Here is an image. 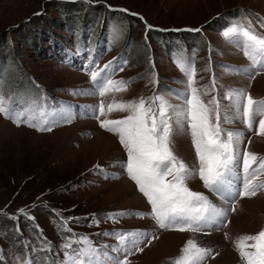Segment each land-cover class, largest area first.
<instances>
[{
	"label": "rangeland",
	"instance_id": "374dc122",
	"mask_svg": "<svg viewBox=\"0 0 264 264\" xmlns=\"http://www.w3.org/2000/svg\"><path fill=\"white\" fill-rule=\"evenodd\" d=\"M245 17L264 33L257 25V19L264 17V0H0V73L5 62L2 57L9 58L39 87L35 92L31 84L26 90L22 81L21 90L15 89L16 108L36 101L49 110L68 108L74 116L71 123L60 122L52 131L41 132L25 124L17 126L0 115V216L18 218L19 227L26 225L25 216L33 217L36 233L27 228L19 233L28 239L37 236L50 242L60 264L64 259V236L68 235L62 231L61 217L76 218L69 227L101 248L116 244L114 235L104 233L151 228L142 231L148 238H157L150 244L145 238L143 251L129 257L131 264H172L189 239L203 246L198 239L202 231L157 229L151 216L133 214L149 213L151 207L127 176V153L118 136L100 127V119H122L128 112L106 110V117L97 119L96 106L101 99L107 105L113 99L131 101L155 95L180 105L182 101L173 94L186 88V77L175 63L179 58L194 61L199 87L210 86L214 75L221 97L226 89H245L254 98H264V71L250 79L243 72L225 70L249 64L243 53L221 35L231 24L244 23ZM41 21L47 29L38 24ZM197 28L200 31L184 30ZM58 39L76 55L60 58L56 54L60 51ZM209 60L211 71H207ZM109 61H113L109 71L114 80L131 81L127 91L111 92L103 98L83 94L95 92L89 69L102 68ZM121 67L123 71H119ZM242 74L245 76L240 82ZM3 91L0 82V95ZM216 94L203 98L208 100ZM221 103L228 101L222 98ZM235 126L223 124L224 128L239 130ZM241 126L245 132L242 147L248 146L251 138L249 149L264 155V137ZM101 136L104 138L99 143ZM173 151L189 167H198L186 131L175 130ZM242 180L241 171L237 190ZM121 181L130 185L144 209L128 206L129 197L119 194ZM257 182H264V175ZM188 186L205 195L210 193L198 176L189 179ZM233 202L235 211L231 210ZM226 203V216L218 220L226 247L203 246L212 250L203 264H242L234 241L264 228V190L251 198L237 197L233 201L230 197ZM122 211L129 214L116 221L108 218ZM168 237V250L158 248ZM0 245L6 261L15 251L4 240L3 232Z\"/></svg>",
	"mask_w": 264,
	"mask_h": 264
},
{
	"label": "snow or ice",
	"instance_id": "6c2138e0",
	"mask_svg": "<svg viewBox=\"0 0 264 264\" xmlns=\"http://www.w3.org/2000/svg\"><path fill=\"white\" fill-rule=\"evenodd\" d=\"M257 25L264 29V17L257 19ZM184 30L200 31L198 28ZM221 35L249 61L247 67L226 68V71L243 72L250 79L264 71V33L257 31V26L247 17L244 23L228 26ZM175 63L186 77L185 91L173 93L182 101L180 105L169 103L161 95L131 101L113 99L107 105L101 99L96 106V118L106 117V110L107 113L128 112L122 119H100V127L118 136L127 153L124 165L127 176L151 207L149 213L133 214L141 218L151 216L160 229L195 233L225 217L226 211L217 207L204 193L193 191L188 186L192 177L198 176L209 192L225 200L230 197L233 201L237 197L251 198L264 190V182H257L264 175V155L249 149L251 138L248 146L242 147L245 139L243 130L223 127L225 123L240 121L247 131L255 130V135L264 137V98H254L245 89H226L221 97L214 75L210 86L199 87L194 61L179 58ZM112 64L113 61H109L102 68L89 69L95 92L83 94L103 98L111 92L127 91L131 81L114 80L109 71ZM207 71H211V60ZM213 92L217 94L211 95L208 100L203 98ZM222 98L228 103H221ZM0 115L11 119L17 126L25 124L41 132H50L58 123H71L74 118L68 108L49 110L36 101L17 110L12 100L3 95H0ZM177 128L190 135L198 167H189L173 151V136ZM241 171L242 185L237 190L235 181ZM235 208L233 202L231 210L235 211ZM19 211L27 215L23 209ZM128 214L122 211L109 214L108 218L116 221L117 217ZM60 219L62 231L68 233L64 236V259L61 264H131L129 257L142 252L141 244L148 238V234L140 229L104 233L114 235L116 244L101 248L87 235H77L69 227V222L76 218ZM156 238H148V244ZM234 246L242 264H264V228L253 234L241 235L234 241ZM43 250H50V242L44 244ZM211 255L210 248L189 239L172 264H203ZM21 264L30 262L22 261Z\"/></svg>",
	"mask_w": 264,
	"mask_h": 264
},
{
	"label": "trees",
	"instance_id": "16d2710c",
	"mask_svg": "<svg viewBox=\"0 0 264 264\" xmlns=\"http://www.w3.org/2000/svg\"><path fill=\"white\" fill-rule=\"evenodd\" d=\"M38 24L41 27L45 28L44 21H41L40 23L38 22ZM58 42L60 51L56 50V54H58L60 58L67 59L68 56H70L71 54L69 51V45L62 42V40H59ZM2 58L5 61L3 66L1 67L0 73V75L2 74L0 79L1 87H4L2 95L6 98H10L13 102L14 107H16L14 100L16 98L17 92H15V89L20 88L21 90L20 83L22 81L24 82V87L26 88V90H30L31 84L34 85L35 92L39 91V87L35 81H30L33 78L32 76H29L24 72H21L20 69H18L13 60H9V58L6 57ZM11 72H14V74H12ZM20 108L22 107H18L17 110H19ZM25 217L26 225L19 227L18 218L16 220L12 217V215L0 216V234L2 235L3 232L4 240L6 242L9 241L12 250L15 251L13 253V256H11L5 261L2 258V256L4 255L2 251V246L0 245V264H19V262L21 264L22 261H29L30 264H59L58 259H56L57 257L56 255H54V251L51 247L50 250H43L44 244L46 243L43 238L37 239V236H33L32 238L28 239L26 236H24L23 233H19L22 229L25 228L31 229L35 233L37 231L34 228L32 220L29 219L28 216Z\"/></svg>",
	"mask_w": 264,
	"mask_h": 264
},
{
	"label": "bare ground",
	"instance_id": "6f19581e",
	"mask_svg": "<svg viewBox=\"0 0 264 264\" xmlns=\"http://www.w3.org/2000/svg\"><path fill=\"white\" fill-rule=\"evenodd\" d=\"M245 74V73H244ZM242 74L238 81L242 82L244 80L243 78V75ZM245 76V75H244ZM19 98V97H18ZM89 110V108H87ZM235 127H237V129L239 130H243L242 126H241V123L240 121H235ZM238 124V125H237ZM105 136V135H104ZM104 136H101L99 137V143L101 142L102 143V140L101 138H104ZM106 137V136H105ZM108 137V136H107ZM98 142V141H97ZM241 176V172L239 173V178ZM239 179H237L235 181V183H237ZM122 182V181H121ZM122 187L120 188L121 189V192L119 194H125L129 197V202H128V206L129 207H136V208H140L141 210L144 209L145 205L143 203V201L136 195H134L133 191L131 190V187L130 185L127 183V182H122L121 183ZM136 194V193H135ZM207 196L209 197V199L219 208L223 209L226 211V200L225 199H221L219 196H216L214 195L213 193H209L207 194ZM245 199V198H244ZM243 201V200H242ZM249 201V200H248ZM246 205V204H245ZM249 205V204H248ZM245 208V207H243ZM253 210V209H251ZM255 215V214H254ZM253 218V217H252ZM219 220V219H218ZM218 220L214 223H212L211 225L209 226H206L203 228L202 232L200 233V235L198 236V239H199V242L203 245V246H208V245H211L213 246V244H219L220 246H224L226 247V243L224 242V239H223V234H222V230L219 229V222ZM234 223V222H233ZM157 229H159V227H156ZM140 230H144V231H147L149 229H144V228H140ZM180 233V232H179ZM167 234V233H166ZM163 235V234H162ZM162 240V239H161ZM169 237L168 238H164L160 243H159V247L158 248H161L162 250H168V247H169ZM171 243V242H170ZM224 244V245H223ZM221 249H224V248H221ZM220 249V250H221ZM222 251V250H221ZM220 251V252H221ZM224 253L225 250H224ZM232 254V253H231ZM227 255V253H226ZM233 255V254H232ZM224 256V255H223ZM228 256H230L228 254ZM225 257V256H224ZM226 258V257H225ZM230 258V257H228ZM228 260V259H227ZM226 261V259H225Z\"/></svg>",
	"mask_w": 264,
	"mask_h": 264
}]
</instances>
